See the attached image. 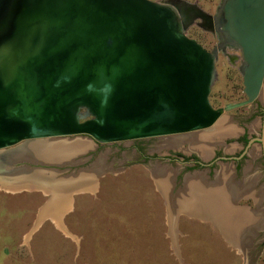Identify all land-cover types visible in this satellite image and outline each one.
<instances>
[{"label": "water", "instance_id": "95a60500", "mask_svg": "<svg viewBox=\"0 0 264 264\" xmlns=\"http://www.w3.org/2000/svg\"><path fill=\"white\" fill-rule=\"evenodd\" d=\"M195 20L215 34L210 50L185 35ZM226 46L240 52L245 98L214 108L208 93ZM263 81L264 0H220L212 15L181 0H0V149L75 135L106 144L205 129L257 99ZM252 142L264 177V97L259 133L244 150ZM33 144L28 155L44 156ZM55 149L47 145L46 156L56 158ZM18 153L0 154V173L18 163Z\"/></svg>", "mask_w": 264, "mask_h": 264}, {"label": "rangeland", "instance_id": "374dc122", "mask_svg": "<svg viewBox=\"0 0 264 264\" xmlns=\"http://www.w3.org/2000/svg\"><path fill=\"white\" fill-rule=\"evenodd\" d=\"M185 1L195 2L208 13H213L219 2ZM185 35L206 50L216 42L213 34L195 23ZM228 55L234 58L229 60ZM239 55L227 48L217 53L208 93L214 108L245 98L237 71ZM263 97L264 81L252 103L223 111L208 128L179 135L106 144L75 135L26 140L0 149V154L19 150L15 154L18 163L0 173V264H241V256L208 225L195 223L197 227L189 231L192 222L179 217L176 223L186 226L184 230L169 231L168 209L154 183L152 167L159 163L164 176L177 172L178 179L188 171L175 156L177 150L204 162L216 153L230 156L204 170L209 177L222 172L230 181H237V186L242 182V193L238 194L241 190L237 187L232 197H238L237 203L251 204L246 194L257 192L259 186L264 190L260 149L252 142L244 150L239 138L258 135ZM221 120L228 133L210 136ZM169 139L178 140L175 147L162 145ZM196 140L208 143L206 155L193 147ZM32 142L58 148L52 150L58 155L34 158L26 152ZM98 159L103 161V173L94 190L74 192L70 182L62 183L63 178L81 173ZM261 251L256 264H264V249Z\"/></svg>", "mask_w": 264, "mask_h": 264}, {"label": "crops", "instance_id": "0c3cea01", "mask_svg": "<svg viewBox=\"0 0 264 264\" xmlns=\"http://www.w3.org/2000/svg\"><path fill=\"white\" fill-rule=\"evenodd\" d=\"M102 162L98 159L94 164L83 168L81 173L70 177L72 190H94L97 178L103 173ZM152 169L156 188L166 202L169 222L167 226L170 232H180L186 227L176 223L179 217L192 222L190 227H187L189 231L193 229L191 227H197L195 223L208 225L209 230L212 229V232L221 236L226 246H230V249L241 256V264H256L261 250L264 249L263 187H257V192L253 194L247 191L245 197H251L252 203L246 205L237 203L238 197H232L236 196L237 187L241 190L238 194L242 193V182L237 186V181H230V177L224 176L222 172H215L209 177L208 170L193 169L185 171L176 179L177 172H171V177L164 176L163 166L159 163ZM62 183L68 184L66 181Z\"/></svg>", "mask_w": 264, "mask_h": 264}, {"label": "flooded vegetation", "instance_id": "af4514ba", "mask_svg": "<svg viewBox=\"0 0 264 264\" xmlns=\"http://www.w3.org/2000/svg\"><path fill=\"white\" fill-rule=\"evenodd\" d=\"M158 1H163V0H158ZM181 1H185V0H181ZM220 1V0H219ZM185 2H188V1H185ZM189 3H193V4H195L198 8H200V9H202L200 6H198L195 2H189ZM219 3V2H218ZM218 5V4H217ZM216 7L217 6H215V9H216ZM215 9H214V12H215ZM203 10V9H202ZM204 11V10H203ZM206 12V11H205ZM214 12L213 13H209V14H214ZM208 13V12H207ZM198 22V20H195L193 23H197ZM192 23V24H193ZM191 25V24H190ZM189 25V26H190ZM197 25V24H196ZM188 26V27H189ZM187 27V28H188ZM187 28L184 30V33H185V31L187 30ZM205 31V30H204ZM208 32V31H207ZM209 33H211V32H209ZM211 34H213V33H211ZM214 35V37H215V39H216V36H215V34H213ZM190 38V37H189ZM195 40V39H194ZM196 41V40H195ZM197 42V41H196ZM216 42H217V39H216ZM216 42H215V44L211 47V48H213L215 45H216ZM199 43V42H198ZM200 44V43H199ZM201 45V44H200ZM202 46V45H201ZM203 47V46H202ZM210 48V49H211ZM230 49V50H235V49H233V48H231V47H225L224 48V52H225V49ZM238 51V50H237ZM222 53V52H221ZM239 54H240V52H239ZM240 56V55H239ZM228 58H229V60H232V58H234L233 56H227ZM246 138V137H245ZM171 142H175V143H177L178 142V140H173V139H169ZM168 140V141H169ZM247 140L248 139H246V142H247ZM241 142V141H240ZM245 142V143H246ZM245 143H244V146H245ZM176 145H173V146H171V147H175ZM208 147H209V145H208ZM176 153V157L178 158V159H180L181 161H180V163H182L183 165H184V168L185 169H187V170H193V169H205V168H209V169H211L214 165H215V162L216 161H219V160H224V159H222L221 157V155L219 154V153H216V154H214L213 155V157L211 158V159H209L208 161H201V160H199L194 154H183V153H181L180 151H176L175 152ZM225 157V156H224ZM226 158H228V157H226ZM229 158H230V156H229ZM233 160V159H232ZM235 160V159H234Z\"/></svg>", "mask_w": 264, "mask_h": 264}, {"label": "bare ground", "instance_id": "6f19581e", "mask_svg": "<svg viewBox=\"0 0 264 264\" xmlns=\"http://www.w3.org/2000/svg\"><path fill=\"white\" fill-rule=\"evenodd\" d=\"M222 122H224V120H221L217 125H216V127L213 129V131L209 134L210 136L211 135H215L216 133H218L219 135L220 134H225V133H228V127H227V125H225V123H223V124H221ZM221 124V125H220ZM220 126V127H219ZM208 135V136H209ZM208 138V137H207ZM207 140V139H206ZM172 144H177V143H175V142H171L170 140L168 141V140H166L165 142H163V144L162 145H165V146H171ZM207 142L205 143H203V140H196V142H195V144L193 145V147L195 148V149H197L198 150V152L199 153H201V155L203 156V155H206L207 154V148H208V146H207ZM34 146H35V148H37V149H42L44 152H45V155L43 156V157H45L46 155H47V153H46V147H42V148H40L41 146L40 145H38V143H34L33 144ZM204 145H206V146H204ZM211 145V144H210ZM52 149H54V150H56L55 149V147H52ZM47 157V156H46ZM65 188V187H64ZM64 191V190H63Z\"/></svg>", "mask_w": 264, "mask_h": 264}, {"label": "trees", "instance_id": "16d2710c", "mask_svg": "<svg viewBox=\"0 0 264 264\" xmlns=\"http://www.w3.org/2000/svg\"><path fill=\"white\" fill-rule=\"evenodd\" d=\"M239 140H240L242 143H245V142H246V138H245V136H241V137L239 138Z\"/></svg>", "mask_w": 264, "mask_h": 264}]
</instances>
